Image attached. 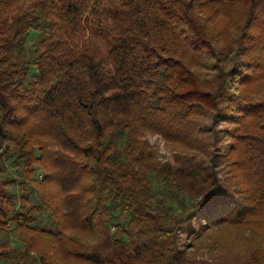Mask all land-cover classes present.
Instances as JSON below:
<instances>
[{
    "label": "trees",
    "instance_id": "1",
    "mask_svg": "<svg viewBox=\"0 0 264 264\" xmlns=\"http://www.w3.org/2000/svg\"><path fill=\"white\" fill-rule=\"evenodd\" d=\"M252 31L264 32V0H0V174L8 162L30 178L41 161L63 192L36 204L0 177V227L48 231L78 263L210 264L185 252L181 234L238 224L246 199L264 200V81L237 60L264 50ZM248 116L252 127L235 130ZM146 132L204 151L161 162ZM233 151L245 153V189L217 175Z\"/></svg>",
    "mask_w": 264,
    "mask_h": 264
},
{
    "label": "rangeland",
    "instance_id": "2",
    "mask_svg": "<svg viewBox=\"0 0 264 264\" xmlns=\"http://www.w3.org/2000/svg\"><path fill=\"white\" fill-rule=\"evenodd\" d=\"M253 33L260 35V39L264 38V32L254 31ZM96 42L102 50H107V43L104 37L98 35ZM224 49L229 52L227 44ZM237 60L242 61L241 65L243 67L241 70L243 73L253 72L257 78L260 76L264 81V50L262 48L257 49L254 44L253 53L248 56L240 55ZM194 67L206 79H209V76L211 77L214 73V71L201 68L200 66L195 65ZM251 82L241 84L245 91H251L249 87L254 84ZM216 119L206 118L205 121L208 124L212 123L211 125L214 128L226 125V121H220L219 119L216 121ZM243 121H245V124ZM30 122L33 124L32 126L36 127L39 121L36 117H33ZM253 124L254 118L248 116L234 127L235 130L247 131ZM243 131L241 132L244 133ZM217 134L218 138H220V132H217ZM40 136L43 137L45 135L40 134ZM143 138L155 147L156 158L159 161H166L171 165H175V163L177 165H185L189 157L196 154L197 158H201L204 151V148L187 149L175 143L172 144L158 133L146 132ZM223 141H227L226 138ZM48 144L50 146L53 143L48 139ZM56 147V145L53 146V148ZM57 148L61 150V147L58 146ZM0 151H4L3 146L0 147ZM243 152L233 151L229 157L231 160L237 158V162L234 163L231 160L228 164L221 162L220 167L217 166L216 169L218 176L221 175L228 178L232 183L236 182V179L243 181L238 185L245 189V177L248 178V176L245 172L246 157L243 156L245 154ZM236 154L238 155L236 156ZM40 162L35 160L29 162L30 178L18 176L17 171L19 169L7 162L6 169L0 174V177L5 179L11 177V175L16 177L17 185L10 186V190L20 195L22 192L20 186L22 184L28 193L29 200L36 204H39V193L48 197V190L53 195V202L57 203L59 201L58 198L63 196V192L59 191V187L55 182L42 179L44 166ZM44 163L45 168L48 167V161H44ZM202 163L208 165V159L204 157ZM151 180L153 181V186L157 188L160 186L155 177L151 176ZM20 181L21 184H18ZM55 194L56 197L54 196ZM19 201L18 197V205ZM246 203L249 205V210L248 212L246 211V214L238 224L223 225L222 230L216 229L217 231L213 232L211 230L207 235L201 237L200 235L193 237L181 234L180 241L185 252L191 257L207 259L210 264H264V200L250 197L246 199ZM35 215H37L35 223L38 224H43L48 218L47 210L42 208L35 212ZM31 225L34 224L32 223ZM64 240L65 238L61 241ZM48 260L53 261L54 264H85V262L78 263L73 258L63 257L59 245L48 234V231L41 232L25 226L21 227L14 221H10L0 227V264H48Z\"/></svg>",
    "mask_w": 264,
    "mask_h": 264
}]
</instances>
